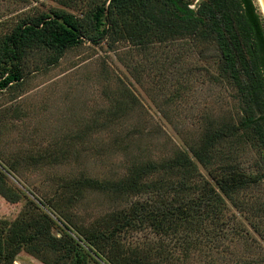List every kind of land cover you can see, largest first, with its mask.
<instances>
[{
  "label": "trees",
  "instance_id": "obj_1",
  "mask_svg": "<svg viewBox=\"0 0 264 264\" xmlns=\"http://www.w3.org/2000/svg\"><path fill=\"white\" fill-rule=\"evenodd\" d=\"M104 39L140 46L176 41L212 44L217 71L212 79L234 88L239 111L209 122L189 151L178 150L161 160H139L134 155L128 158L130 165L123 175L74 178L47 201L51 211L63 216L87 242V251L105 256L108 264H158L153 259L174 262L179 252L197 242L217 239V230L226 223V200L236 203L238 193L264 178L263 173L246 172L240 161L246 152L256 151L262 156L264 170V16L255 0H109L108 4L95 3L85 18L54 9L23 18L1 39L0 89L21 83L24 61L34 47L51 50L57 61L84 40L99 44ZM203 68L198 64L196 73ZM132 109L130 97L116 100L104 120L88 123L68 139V144H76L94 130L110 129ZM136 132L142 133L143 126ZM134 135L116 138L115 144L127 155ZM53 150L22 160L28 165L48 158L55 162L69 159L65 145H55ZM200 166L209 170L215 185L203 178ZM85 190L100 191L112 201L129 204L109 213L105 229L88 226L68 212ZM0 194L11 202L22 198L8 186L1 167ZM55 226V218L34 202L12 222L0 220V264H12L23 249L46 264H66L71 256H77V263H81L84 254L89 255L86 245L65 228H57L61 232L58 236ZM123 232H143L149 239L141 246H126L119 241ZM59 251L62 254L57 259L49 260V253Z\"/></svg>",
  "mask_w": 264,
  "mask_h": 264
},
{
  "label": "rangeland",
  "instance_id": "obj_2",
  "mask_svg": "<svg viewBox=\"0 0 264 264\" xmlns=\"http://www.w3.org/2000/svg\"><path fill=\"white\" fill-rule=\"evenodd\" d=\"M109 0H0V41L23 18L54 9H64L87 17L95 3ZM264 16L260 0H255ZM203 54H202V53ZM216 54L212 44L190 41L135 45L129 41L102 40L93 44L84 40L71 47L56 61L51 50L34 47L24 61V77L18 85L0 89V167L7 174L8 186L22 194L17 202L0 194V220L12 222L31 202L52 215L61 236L66 229L76 239L86 241L63 216L51 211L47 201L58 194L65 183L90 176L112 179L128 170V158L136 156L161 160L178 150L189 151L209 122L227 118L239 111L233 98L234 88L215 82ZM202 55V56H201ZM205 67L196 73V66ZM198 72V70H197ZM130 97L133 109L107 130H94L76 144L68 139L88 123L102 121L116 100ZM143 132L137 133V127ZM134 133L130 154L118 144L117 137ZM65 145L69 159L45 160L26 165L29 155L53 152ZM261 154L248 151L241 158L246 172L263 173ZM8 165L16 168L9 170ZM203 178L216 184L208 169L200 166ZM262 174V175H263ZM128 202L112 201L100 191L85 190L82 199L69 208L79 222L105 229L108 215ZM226 223L217 239L197 242L174 260L153 259L158 264H264V178L236 195V203L226 200ZM59 230H58V229ZM154 238V236H151ZM143 233H122L126 246L143 245ZM42 249L44 246H41ZM49 253V252H46ZM66 264H108L105 256L87 251ZM62 251L49 253L53 261ZM171 261V262H170ZM12 264H46L39 256L23 249Z\"/></svg>",
  "mask_w": 264,
  "mask_h": 264
},
{
  "label": "water",
  "instance_id": "obj_3",
  "mask_svg": "<svg viewBox=\"0 0 264 264\" xmlns=\"http://www.w3.org/2000/svg\"><path fill=\"white\" fill-rule=\"evenodd\" d=\"M261 3H262V5H263V8H264V0H261Z\"/></svg>",
  "mask_w": 264,
  "mask_h": 264
},
{
  "label": "bare ground",
  "instance_id": "obj_4",
  "mask_svg": "<svg viewBox=\"0 0 264 264\" xmlns=\"http://www.w3.org/2000/svg\"><path fill=\"white\" fill-rule=\"evenodd\" d=\"M261 1V0H260ZM263 6V5H262Z\"/></svg>",
  "mask_w": 264,
  "mask_h": 264
}]
</instances>
